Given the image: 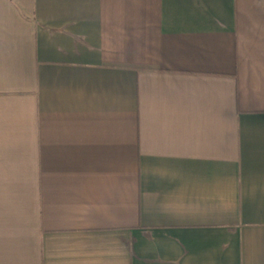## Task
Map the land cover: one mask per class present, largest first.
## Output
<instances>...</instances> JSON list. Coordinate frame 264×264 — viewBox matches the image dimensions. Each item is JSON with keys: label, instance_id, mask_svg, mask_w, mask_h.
I'll list each match as a JSON object with an SVG mask.
<instances>
[{"label": "crops", "instance_id": "crops-1", "mask_svg": "<svg viewBox=\"0 0 264 264\" xmlns=\"http://www.w3.org/2000/svg\"><path fill=\"white\" fill-rule=\"evenodd\" d=\"M0 264H264V0H0Z\"/></svg>", "mask_w": 264, "mask_h": 264}]
</instances>
